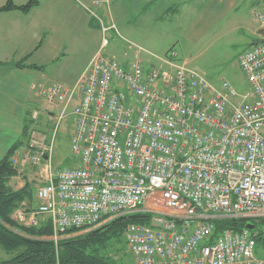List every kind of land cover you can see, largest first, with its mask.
Returning <instances> with one entry per match:
<instances>
[{
    "label": "built area",
    "instance_id": "built-area-1",
    "mask_svg": "<svg viewBox=\"0 0 264 264\" xmlns=\"http://www.w3.org/2000/svg\"><path fill=\"white\" fill-rule=\"evenodd\" d=\"M253 14L264 31V6ZM257 35L238 58L249 88L242 94L228 80L215 88L172 49L148 68L99 51L70 90L40 85L60 108L47 119L60 121L75 101L71 151L80 165L54 169L55 131L32 125L11 156L10 180L36 178L38 202L12 217L25 225L49 218L57 244L70 230L149 213V224L123 230L136 264H264V32ZM233 217L247 219L240 230L216 231L213 218Z\"/></svg>",
    "mask_w": 264,
    "mask_h": 264
},
{
    "label": "crops",
    "instance_id": "crops-1",
    "mask_svg": "<svg viewBox=\"0 0 264 264\" xmlns=\"http://www.w3.org/2000/svg\"><path fill=\"white\" fill-rule=\"evenodd\" d=\"M5 1L0 0V5ZM25 1L27 0H13L17 5ZM84 1L90 2L102 18L111 22L114 19L120 29L125 31L127 37H121V40L127 42L128 49L123 47L124 50L118 54L117 60L125 65L137 57L144 64L148 56L147 60L155 59L150 65L158 62L157 57L163 56L169 50L159 55L154 53V50L146 47L151 45L149 35L145 36L143 32L137 34V29H141L142 22L148 18L155 26L168 13L173 12L178 16L187 0H167L169 2L165 6H159L164 0H39L36 6L26 12L19 9L0 11V158L4 157L7 150L20 138L26 113L31 114L30 111L36 109L30 110L27 105L37 100L39 86L47 87L54 82L49 81L50 79L41 72L45 62L55 61L60 57L66 59L79 52L85 53L81 74L91 57L99 51L102 53L108 44V41L105 43L103 40L98 48L92 45L91 15ZM204 1L203 6L209 15L216 10L223 12L224 9L234 8L239 3L238 0ZM101 4H105V8H101ZM248 4L254 13V10L258 9L255 7L264 6V0H248ZM112 23L108 26L109 29L115 28ZM130 29L131 35L128 34ZM250 31L254 40L257 39L258 24ZM132 48L133 54L129 51ZM24 57L25 63L40 67L17 68L12 64ZM27 177L28 175H22V181L18 178L9 180V185L18 189L24 185Z\"/></svg>",
    "mask_w": 264,
    "mask_h": 264
},
{
    "label": "rangeland",
    "instance_id": "rangeland-1",
    "mask_svg": "<svg viewBox=\"0 0 264 264\" xmlns=\"http://www.w3.org/2000/svg\"><path fill=\"white\" fill-rule=\"evenodd\" d=\"M168 2L164 0L159 6H165ZM238 2L234 8L224 9L223 12L216 10L209 15L203 6L204 0H187L178 16H175L173 12L168 13L155 26L148 18L142 22V28L137 29V34L143 32L145 36L149 35L151 45L146 47H150L158 55L173 49L180 60L186 61L188 67L195 69L215 88L222 89V80H228L237 93L242 94L249 88L238 58L240 53L251 46L254 37L250 30L258 23L253 17L248 0H238ZM83 3L86 4L91 15L90 38L92 45L98 48L103 40L105 43L108 41L102 53L110 57L115 55V58L119 59L118 54L124 50L123 47L128 49L127 42L121 40V37H127L125 31L120 29V25L114 19L112 23L109 19H104L98 15L96 8L90 2L84 1ZM197 6H201V8L198 9ZM101 8H105V4H101ZM128 9L130 8L128 7ZM156 11L157 9L154 10V13ZM110 23L115 28L109 29ZM131 32L132 29L128 34L131 35ZM129 39L132 41L131 38ZM129 51L134 53L133 48ZM84 57L85 53L79 52L66 59L60 57L55 61L48 60L41 72L50 79L49 81L60 83L70 90L80 75L85 62ZM147 57L144 68H148L151 65L149 63L155 61L153 58H150L149 61ZM33 93L35 94V91ZM36 98L35 103L28 104L27 108H31L30 110L36 108L30 111L31 115L36 116L33 124L35 130L50 131V133L51 130L55 131L51 161L53 168L62 169V167L80 165L77 156L71 151V137L75 119L71 110H73L75 101L70 103L66 115L57 122L47 119L45 113L51 111L58 114L60 108L56 109L47 104L39 93ZM27 179L32 180V184L37 182L36 178L29 175ZM33 204L34 206L37 204L35 198ZM42 218L44 217L40 219ZM101 252L109 264H136L123 236L120 239H113ZM6 258H8L7 254L0 247V261Z\"/></svg>",
    "mask_w": 264,
    "mask_h": 264
},
{
    "label": "trees",
    "instance_id": "trees-1",
    "mask_svg": "<svg viewBox=\"0 0 264 264\" xmlns=\"http://www.w3.org/2000/svg\"><path fill=\"white\" fill-rule=\"evenodd\" d=\"M39 3V0H27L17 5L13 0H6L0 5V11L19 9L29 11ZM25 58L12 62L17 68L40 67L25 63ZM22 133L14 144L7 150L5 156L0 158V247L8 258L0 261V264H109L101 250L105 249L113 239H120L124 227L132 222L149 224V213H131L110 219L98 225V227L81 231L80 228L70 230L76 233L57 241V244L48 237L52 234L51 220L39 219L37 224L25 225L16 221L12 215L18 207L30 211L35 206L33 181L26 179L24 185L18 189L9 185V180L15 174L11 165V156L14 151L24 145L29 129L34 124L30 113H26ZM246 218H213L216 231L225 227L240 230L246 222ZM263 235L257 238L264 240Z\"/></svg>",
    "mask_w": 264,
    "mask_h": 264
},
{
    "label": "water",
    "instance_id": "water-1",
    "mask_svg": "<svg viewBox=\"0 0 264 264\" xmlns=\"http://www.w3.org/2000/svg\"><path fill=\"white\" fill-rule=\"evenodd\" d=\"M260 33H262V32H264L262 29H259L258 30ZM253 42V44H257V43H259L258 42V39H255L254 41H252ZM247 226L249 227V228H252L253 227V224H247Z\"/></svg>",
    "mask_w": 264,
    "mask_h": 264
}]
</instances>
